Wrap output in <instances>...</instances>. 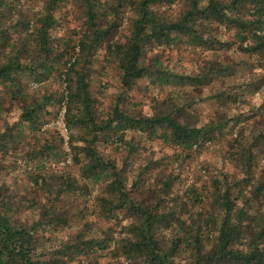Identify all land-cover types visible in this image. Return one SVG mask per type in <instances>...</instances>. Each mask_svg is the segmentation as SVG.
Listing matches in <instances>:
<instances>
[{"label":"trees","instance_id":"obj_1","mask_svg":"<svg viewBox=\"0 0 264 264\" xmlns=\"http://www.w3.org/2000/svg\"><path fill=\"white\" fill-rule=\"evenodd\" d=\"M78 1L75 45L52 35L60 0H0V264H264V0ZM175 46L191 71L162 64ZM99 48L108 106L90 88ZM64 101L67 151L48 127ZM210 145L217 172L196 161Z\"/></svg>","mask_w":264,"mask_h":264},{"label":"rangeland","instance_id":"obj_2","mask_svg":"<svg viewBox=\"0 0 264 264\" xmlns=\"http://www.w3.org/2000/svg\"><path fill=\"white\" fill-rule=\"evenodd\" d=\"M39 8V7H38ZM27 10V6H23V11ZM54 16L58 20L59 25L61 27V30L55 31L54 29L51 31L53 32L52 35L59 34L61 38H71L74 41V44L78 42V39H80L81 35H84L87 32V29L83 28V22H84V16L81 10V4L78 0H60L58 3V7L54 11ZM125 23L122 25V28L119 30L114 31L110 37L108 38V41H117V42H123L124 41V35L123 31L125 30ZM103 48H99L96 50L94 56L91 58L92 61V71H91V82H90V88L94 94V96L101 99L102 104L105 106H108L113 97L116 95L117 88H118V74L114 67H110L109 69H104L103 73H107V76H104L102 73V67L103 63L102 61V55H103ZM157 51H152L147 54L146 59L150 60L152 59V56ZM159 52V58L162 62V64L166 67H168L170 70L177 71V72H189L191 71V62H192V53L189 49L184 47H165ZM230 56H232V53H224L223 59L230 60ZM208 58H210L208 56ZM239 58L238 56L236 57ZM159 60V62H160ZM242 77V76H241ZM99 84L101 86H104L102 88L99 87ZM103 84V85H102ZM45 91L46 93H51L53 91H56V93L62 92L64 90V86H61L57 84L56 82L52 81L49 85L45 84ZM37 89V87L35 88ZM42 90V89H41ZM39 91V90H38ZM44 91V90H42ZM153 97L151 90H144L143 87L138 92H135L133 95V99L138 102L139 108L137 109V113H144V112H150V104L149 99ZM260 103L259 98H250L247 99V103L242 106L241 110H247L250 107L257 106ZM141 104V105H140ZM137 106V107H138ZM15 110L13 112V117L16 118L19 114V109L17 106H15ZM53 128V127H51ZM65 151H67V145L65 144ZM162 150L166 151L165 148ZM70 154L67 155V161H70ZM198 162H203L205 167H208L211 172L218 171V168L224 165V155L223 151L220 150V147L218 145H210L206 147V149L201 154V157L196 160ZM193 166L190 167L188 174H186L187 182H192L193 176L197 173V165L196 163ZM211 164V165H210ZM227 165V164H225ZM227 171H230L231 168L228 166ZM28 203H23L22 208H20V214L18 215L20 219L25 220L28 224L32 223L36 218L38 211L33 210L32 208H27ZM62 239L61 234L54 233L51 237V240L54 244H57L58 241Z\"/></svg>","mask_w":264,"mask_h":264},{"label":"built area","instance_id":"obj_3","mask_svg":"<svg viewBox=\"0 0 264 264\" xmlns=\"http://www.w3.org/2000/svg\"><path fill=\"white\" fill-rule=\"evenodd\" d=\"M63 109L58 114V116L48 125V127H53L58 134L63 138L65 144L68 143V129L66 127L65 121H64V114H65V101L62 102Z\"/></svg>","mask_w":264,"mask_h":264}]
</instances>
